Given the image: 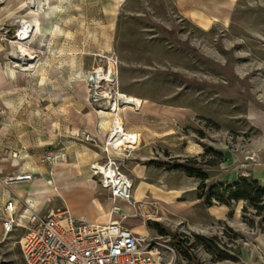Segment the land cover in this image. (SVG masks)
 Returning a JSON list of instances; mask_svg holds the SVG:
<instances>
[{
    "label": "rangeland",
    "instance_id": "1",
    "mask_svg": "<svg viewBox=\"0 0 264 264\" xmlns=\"http://www.w3.org/2000/svg\"><path fill=\"white\" fill-rule=\"evenodd\" d=\"M21 19L32 23L26 39L12 33ZM91 72L110 81L93 89L85 81ZM104 91L143 102L138 112L121 106L139 145L112 157L142 199L132 198L131 208L125 203L122 224L165 242L163 264H260L254 238L264 235V170L257 173L264 152V0H0V161L16 167L8 177L21 168L48 181L64 169L81 179L91 162L104 164L94 127L96 112L107 108L95 94ZM186 162L207 175L205 197L211 186L220 193L241 180L256 181L254 190L263 193L253 202L211 199L209 208L226 207L216 221L196 198L200 181L174 168ZM3 186L11 196L29 189ZM63 197L51 195L42 209L72 214L90 199L78 190ZM21 232L0 234V264H23Z\"/></svg>",
    "mask_w": 264,
    "mask_h": 264
},
{
    "label": "built area",
    "instance_id": "2",
    "mask_svg": "<svg viewBox=\"0 0 264 264\" xmlns=\"http://www.w3.org/2000/svg\"><path fill=\"white\" fill-rule=\"evenodd\" d=\"M85 141H91L86 134ZM47 155L44 161H51ZM30 174L0 177L1 185L26 183ZM125 184V183H124ZM112 197L131 205V184L115 185ZM14 202L7 200L0 209V233L10 235L20 230L19 251L23 264H163L165 242L146 238L124 226L120 218L103 225L71 216L66 210L52 209L40 216L30 209L23 211V225L16 216ZM113 214L119 213L115 206Z\"/></svg>",
    "mask_w": 264,
    "mask_h": 264
},
{
    "label": "crops",
    "instance_id": "3",
    "mask_svg": "<svg viewBox=\"0 0 264 264\" xmlns=\"http://www.w3.org/2000/svg\"><path fill=\"white\" fill-rule=\"evenodd\" d=\"M121 112L122 111L118 112V114L121 118L124 129L127 132L132 133L136 137V140H137V143L135 144L134 147H133V145L135 142L130 147L124 149V151L134 150V148L137 147L140 143V137L132 129H130L126 126L125 122L122 120ZM97 114H98L99 120H100L102 115L100 113H97ZM130 116H131V114L128 115V117H130ZM99 120L94 122V127H96V124H97L98 128H99V123H100ZM105 130L107 132L109 130V127H106ZM104 137L106 138L105 134L102 135V137L99 136V138L101 139L100 141H102L101 152L102 153L104 152L108 156L106 161L110 160V159H112V161H113V158H112L113 156L122 155L124 151L121 153H110L109 154V152L103 147V142L105 139ZM261 163L263 166L262 165L259 166V169H257V173L264 170V152L261 155ZM95 164L98 165L100 163H96V162L92 163L91 162V164H89L88 171H87L85 177L81 178V179H79L76 176H73L72 178H70L69 175L71 176L72 173L71 172L69 173V171H65L64 169L56 172L55 174H52V180H48V181H46L44 178H41L40 176H32V174H30L32 176L31 177L32 180L29 182L18 183V184L16 183L15 185H9L8 184L7 186H5L8 189L11 188L12 186L13 187L14 186H21V187H25V188L28 187L29 188L28 190L25 189V190L16 191V193L13 194L14 196H11L7 190L5 191L3 188L4 186L0 184V209H1V207L5 201L11 200L12 202H14L17 213L21 214V211L23 209V205L21 202L26 199L32 205L31 209L34 210L35 212H38V214L40 216H42L48 210L42 209L41 205L44 204L45 202L49 201L48 198L51 195L57 196V198H60L63 200V198H64L63 196L69 195L70 193H74V190H78L80 192H83V194H85V196H86V194H88L90 196V199H88V202L86 203L85 206H83L84 208L82 210H76L73 213L71 212L72 214L69 213L71 216L76 217V218H81V219H83L89 223H92V224L103 225L112 219L118 218V214H113L110 212V207L112 205L117 207V208L122 209L123 210V211H121L122 214L127 215L128 209L126 207L125 202H121V201L117 200L116 198L112 197L110 189L100 185L99 181L97 180V177H95V179L92 178L93 175L90 172V166L95 165ZM100 165H102V164H100ZM114 167L116 169L115 163H114ZM14 168H16L15 165H13L10 162L4 163V162L0 161V177H2V178L8 177L10 175V172ZM31 172H33V171H31ZM116 172L120 173L118 169H116ZM23 173L28 174L27 172L22 171L21 168H19L18 170H16L14 172L15 175L23 174ZM120 174H122V173H120ZM34 179L37 182L32 183V181ZM262 179H264V178H262ZM45 182H48L51 185L50 188L52 187V191L45 196H42V194H38L37 196H34V194H33L34 189L45 186ZM142 184L143 183L140 182V185H142ZM97 186H99L100 188H98ZM95 191L99 192L98 194H102L103 192L108 191L110 198L105 199L102 197V195L96 196ZM138 195L139 194L135 189L132 192V197L136 198V196H138ZM140 196H142V198H143V192H142V195H140ZM141 200H138V201H141ZM134 201H136V200H134ZM129 207L131 208V206H129ZM211 208L208 207L206 209V214L216 221H219L221 219V216L226 212L225 206L223 207V209L220 207L217 208L215 206L213 209H211ZM215 213H217V214H215ZM122 221H124V220L121 219V222ZM124 226H126V225H124ZM126 227L130 228L128 226H126ZM238 232H240V231H238ZM254 242H255L256 246L262 251V257L259 258L262 261L260 264H264V235L256 236L254 238ZM254 264H258V263H254Z\"/></svg>",
    "mask_w": 264,
    "mask_h": 264
},
{
    "label": "bare ground",
    "instance_id": "4",
    "mask_svg": "<svg viewBox=\"0 0 264 264\" xmlns=\"http://www.w3.org/2000/svg\"><path fill=\"white\" fill-rule=\"evenodd\" d=\"M26 3L28 5H33L34 0H26ZM15 24V22H13ZM31 21L26 19L19 20L15 25L12 26V33L15 35V38L18 39H26L31 27ZM12 25V24H11ZM15 53L17 54H24L25 51L22 52L21 50L14 49ZM14 53V52H13ZM105 80L106 82H109V78L106 74L103 73H97V72H91L87 78L86 83L91 84V87L93 89H97L98 84ZM95 97H101L102 99L107 100V108L104 110L97 111L96 113H100L101 119L99 120V128L96 124L95 132L102 137V135H106V138L103 142V147L110 153H121L124 151V149L130 147L132 142V134L127 132L124 129L123 124L119 122V114L118 112L122 111V108H130L133 111H139L142 107V101L134 98L129 95L121 94L119 92H114L113 95L108 93L107 91L101 92V94H95ZM114 98V99H112ZM98 100L95 99V102ZM117 102H120L118 104ZM106 127H109V130L106 132ZM104 151V150H103ZM90 172L93 175L92 178L95 179L97 177V180L99 181L100 185L109 188L110 191H112L115 187V185H122L124 186L127 184L130 186V180L126 178L123 174L117 173L116 169L114 167V163L112 159L107 160L105 164H95L90 166ZM91 177V176H90ZM125 183V184H124ZM132 189L131 188V196L130 200L131 202L133 200H136L135 203H140L141 200L139 198H133L132 197ZM115 198V197H114ZM133 198V200H132ZM23 209L21 211V214H18L16 212L17 219L20 220V224L23 225V220L25 219V215L23 211H28L32 208V205L25 199L22 202ZM128 203V202H125ZM129 204V203H128ZM130 205V204H129ZM131 206V205H130ZM119 210V208H118ZM118 215H123L122 212L119 210ZM134 232L143 235L142 231L133 230ZM7 236V235H6Z\"/></svg>",
    "mask_w": 264,
    "mask_h": 264
},
{
    "label": "trees",
    "instance_id": "5",
    "mask_svg": "<svg viewBox=\"0 0 264 264\" xmlns=\"http://www.w3.org/2000/svg\"><path fill=\"white\" fill-rule=\"evenodd\" d=\"M205 154L206 152L203 153V155ZM174 168L177 170H182L188 177H193L200 181L197 187L200 190V193L196 198H204V202L207 207H210L211 199L216 201L219 205H227L228 201H238L241 199L253 202L256 196L263 193V189L254 190L253 185L256 184V181L249 183L247 180H241L239 182L233 183L232 185L225 186L220 193H214L216 188L220 186H211L209 188L207 197H205L204 182L207 180L206 174L202 173L199 169H195L188 162L182 165H175ZM224 194L225 198L223 197Z\"/></svg>",
    "mask_w": 264,
    "mask_h": 264
}]
</instances>
